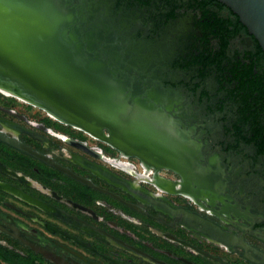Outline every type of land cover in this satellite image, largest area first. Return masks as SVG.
I'll return each instance as SVG.
<instances>
[{
  "label": "flooded vegetation",
  "instance_id": "obj_1",
  "mask_svg": "<svg viewBox=\"0 0 264 264\" xmlns=\"http://www.w3.org/2000/svg\"><path fill=\"white\" fill-rule=\"evenodd\" d=\"M70 1L97 45L112 37L111 56L142 82L140 97L158 88L167 100L159 106L181 153L150 162L119 148L107 129L87 130L0 90V133L36 154L0 140V246L38 264L56 263L27 242L69 264H264L259 42L217 0ZM196 158L217 172L207 187L184 174ZM166 206L200 214L245 248L186 227Z\"/></svg>",
  "mask_w": 264,
  "mask_h": 264
},
{
  "label": "water",
  "instance_id": "obj_2",
  "mask_svg": "<svg viewBox=\"0 0 264 264\" xmlns=\"http://www.w3.org/2000/svg\"><path fill=\"white\" fill-rule=\"evenodd\" d=\"M217 1L240 18L264 51V0ZM70 5V0H0V88L58 119L95 132L107 129L119 148L142 159L156 163L168 156L176 158L181 152L175 126L159 106L168 104L167 100L158 88H153L148 100L140 97L142 82L132 83L122 73L126 67L111 56L112 37L107 36V45H97L95 27L86 26L81 13ZM98 37L105 38L104 31L99 30ZM164 128L169 134L162 132ZM0 140L36 155L1 133ZM197 162L189 164L184 174L195 175L199 185L207 187L217 172L199 168ZM164 210L220 245L245 248L243 241L234 240L198 213L174 212L168 206ZM27 243L56 264H69Z\"/></svg>",
  "mask_w": 264,
  "mask_h": 264
},
{
  "label": "trees",
  "instance_id": "obj_3",
  "mask_svg": "<svg viewBox=\"0 0 264 264\" xmlns=\"http://www.w3.org/2000/svg\"><path fill=\"white\" fill-rule=\"evenodd\" d=\"M0 261L5 264H38L34 258L21 257L2 246H0Z\"/></svg>",
  "mask_w": 264,
  "mask_h": 264
},
{
  "label": "bare ground",
  "instance_id": "obj_4",
  "mask_svg": "<svg viewBox=\"0 0 264 264\" xmlns=\"http://www.w3.org/2000/svg\"><path fill=\"white\" fill-rule=\"evenodd\" d=\"M0 90L1 91H3V92H5V93H9V94H11V95H13V96H16L17 98H21L22 100H24V101H26V102H29V103H32V102H30L28 99H25V98H23V97H19V96H17V95H15V94H13V93H10V92H8V91H6V90H3V89H1L0 88ZM32 104H34V103H32ZM35 105V104H34ZM37 106V105H36ZM39 107V106H38ZM48 111V110H47ZM49 112V111H48ZM51 113V112H50Z\"/></svg>",
  "mask_w": 264,
  "mask_h": 264
},
{
  "label": "rangeland",
  "instance_id": "obj_5",
  "mask_svg": "<svg viewBox=\"0 0 264 264\" xmlns=\"http://www.w3.org/2000/svg\"><path fill=\"white\" fill-rule=\"evenodd\" d=\"M15 204H16V203H15ZM1 239H2L3 242H5V240L8 241V239H6L5 237H2ZM6 243H7V242H6ZM7 245H8V243H7Z\"/></svg>",
  "mask_w": 264,
  "mask_h": 264
}]
</instances>
